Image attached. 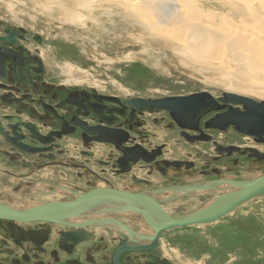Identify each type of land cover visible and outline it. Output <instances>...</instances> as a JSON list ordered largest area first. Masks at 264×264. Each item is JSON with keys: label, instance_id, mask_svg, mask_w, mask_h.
Listing matches in <instances>:
<instances>
[{"label": "flooded vegetation", "instance_id": "flooded-vegetation-1", "mask_svg": "<svg viewBox=\"0 0 264 264\" xmlns=\"http://www.w3.org/2000/svg\"><path fill=\"white\" fill-rule=\"evenodd\" d=\"M42 44L39 34L0 22L5 210L58 201L45 199L48 192L71 201L107 187L151 194L163 209L173 202L178 217L264 172V109L250 111L227 96L128 98L52 82ZM101 210L67 223L0 211V264H179L162 234L205 225L156 235L138 211Z\"/></svg>", "mask_w": 264, "mask_h": 264}, {"label": "rangeland", "instance_id": "rangeland-1", "mask_svg": "<svg viewBox=\"0 0 264 264\" xmlns=\"http://www.w3.org/2000/svg\"><path fill=\"white\" fill-rule=\"evenodd\" d=\"M44 1L0 0V22L5 27H22L30 37L36 34L42 37L41 48L49 64L47 76L52 82L64 80L65 83L68 78H75L83 81L78 84L80 88L128 98L207 92L216 97L234 93L264 101V59L254 61L252 58L253 54L260 58L263 54L264 57V52L252 51V44L258 41L254 42L249 37L253 34L264 36V0H194L214 15L212 19L202 15V19L223 27L219 30L209 28L218 34V42L211 51L215 50L195 61H188L178 54L176 48L180 47L174 40H169L170 43L175 42L174 46L169 43L165 47L162 39L149 38L147 29L129 17L131 15L123 13L118 3L117 6L114 3L95 5L91 12L96 14L97 21L88 20L82 26L65 20L68 11L79 8L74 9V5L78 6L74 0ZM171 1L162 3L166 9L164 15L177 13L176 6H181V0ZM191 8L182 11H188L190 15L195 11ZM232 29L239 33L228 32ZM170 31L168 28L169 34L174 32L178 41L183 40L181 32ZM65 65L71 68V72L60 69ZM262 174L264 172H253L249 177L253 179ZM59 196L48 192L45 199L64 201ZM172 204L166 203L165 209L174 216ZM242 204L214 224L188 226L186 231L180 232H164L161 242L172 245L167 247L168 255L179 264H264V195ZM75 218L78 217L70 219Z\"/></svg>", "mask_w": 264, "mask_h": 264}, {"label": "bare ground", "instance_id": "bare-ground-1", "mask_svg": "<svg viewBox=\"0 0 264 264\" xmlns=\"http://www.w3.org/2000/svg\"><path fill=\"white\" fill-rule=\"evenodd\" d=\"M44 1V0H43ZM49 1V0H48ZM52 1V0H51ZM244 1V0H243ZM251 1V0H250ZM47 2V1H46ZM59 2V1H58ZM57 2V4H58ZM62 2V0H61ZM173 2V0L171 1ZM242 2V1H240ZM45 3V1L43 2ZM52 3V2H51ZM50 3V4H51ZM74 4H77L78 6L74 5V9H76L77 7H79L77 10L74 11H68V13L65 16V20L69 21L71 24H81L82 26L85 25V23L89 20V21H97V17L96 14H94L93 12H91V9L95 6V5H99L101 6L103 3L106 4H119L120 8H122V12L125 14H129L133 19L139 21V24H142L141 26L143 27V29H147V32H149L150 37L149 38H159L158 41L160 39H162V46L168 47V44L170 43V41L174 40L178 46L180 47V49L178 50V54H180L183 58H186V60L191 61L199 58L201 55L205 54V55H209L211 54L213 51H211L212 47L215 46L218 42V34H216L215 32H211L209 30V28H214L219 30L220 25H215V24H211L206 22L204 19L201 18V16L205 15L207 17H211V19L213 18L212 16H214L212 14L211 11H207L206 9H203V7L199 6L197 3L194 2V0H181L179 3V8H177L176 6V11L177 13L172 12L171 15H164L163 11H166V9L164 8L165 6L162 4H166L167 2H164V0H157L156 2L153 0H74L73 1ZM97 3V4H96ZM194 3V4H193ZM244 3V2H243ZM242 3V4H243ZM255 3V2H254ZM55 4V2H54ZM53 4V5H54ZM60 4V5H59ZM58 5L61 6L62 8H66L67 10H70L69 7H67L66 5H64L63 3H59ZM174 4H176V2H174ZM173 4V5H174ZM256 4V3H255ZM56 5V4H55ZM109 5V6H110ZM245 5V4H244ZM46 6H48L46 4ZM103 6V5H102ZM171 6V5H170ZM169 6V8H171ZM246 6V5H245ZM248 6V5H247ZM252 5L250 4L249 7H251ZM52 7V6H51ZM48 7V8H51ZM60 7V8H61ZM193 7V8H191ZM224 7V6H223ZM95 8V7H94ZM99 8V7H97ZM189 8L195 10L194 12H192L189 15ZM45 9V8H44ZM55 9V8H54ZM181 9V10H180ZM187 10L188 11H182V10ZM46 10V9H45ZM64 10V9H63ZM49 12V11H48ZM55 12V10H54ZM104 12V11H103ZM102 12V13H103ZM106 12V11H105ZM171 12V11H170ZM181 12V13H180ZM44 13V12H43ZM182 13H184L185 15H183ZM106 14V13H105ZM112 14V13H111ZM163 14V15H162ZM65 15V13H64ZM163 16H165L163 18ZM224 17V16H223ZM51 18V17H50ZM217 18V17H216ZM229 18V17H228ZM100 22V21H99ZM246 23V22H245ZM167 24H170V26H167ZM228 24V23H227ZM238 24V23H237ZM230 25V24H229ZM228 25V26H229ZM79 26V25H78ZM167 26V27H165ZM242 26V25H241ZM107 27V26H106ZM168 28H171L170 32H173L174 30H177L179 32H181L180 34L183 35V40L178 41V37L175 36V34L171 33L169 34L168 32ZM223 28V27H221ZM220 28V29H221ZM236 29V28H234ZM98 30V29H97ZM176 31V32H177ZM252 31V30H251ZM146 32V31H145ZM228 32L230 33H239V31L236 30H229ZM253 34V31H252ZM258 34V32H257ZM122 35V34H121ZM144 35V34H143ZM147 35V34H145ZM144 35V36H145ZM169 35V36H168ZM240 35V34H239ZM245 35V34H244ZM255 35V34H253ZM249 36L250 39H253V41H258V43H253L252 44V51H256L257 53H263L264 52V36H260V35H255V36ZM118 36V34H117ZM140 36V35H139ZM115 37V36H114ZM136 37V35H135ZM171 39H170V38ZM120 38V37H119ZM143 38V37H142ZM137 39V38H136ZM145 40V39H144ZM154 40V39H153ZM170 40V41H169ZM140 41V39L138 40ZM143 41V40H142ZM151 40H149L150 42ZM157 41V40H156ZM155 41V42H156ZM157 41V42H158ZM148 42V41H147ZM160 42V43H161ZM174 42V43H175ZM240 42V41H239ZM144 43V42H143ZM159 43V44H160ZM172 43V42H171ZM170 43V44H171ZM174 43H172L171 45H173ZM149 44V43H148ZM158 44V43H157ZM241 44V43H240ZM150 45V44H149ZM152 45V44H151ZM150 45V46H151ZM175 45V44H174ZM173 45V46H174ZM147 46V45H146ZM153 46V45H152ZM161 46V45H159ZM157 47V46H156ZM169 47L171 48L172 46L169 45ZM146 48V47H145ZM155 48V47H154ZM163 48V47H162ZM148 49V48H147ZM156 49V48H155ZM159 49V48H158ZM174 49V48H173ZM146 50V49H145ZM162 50V49H161ZM158 51V50H157ZM174 52V50H173ZM261 58L259 56H257L256 54H253L252 58L254 61H257L259 59H264V57L262 56L263 54H260ZM178 60V59H177ZM176 61V60H175ZM179 62V60H178ZM60 69L63 70V72H71V68L69 66H62L60 67ZM75 82L74 85H78L80 83H82L83 81L75 79V78H68L67 81H65V83H72ZM85 82V81H84ZM243 87V86H242ZM240 87V88H242ZM245 88V87H243ZM243 91V90H242ZM263 176V175H262ZM261 176V177H262ZM259 177V178H261ZM137 179V178H136ZM258 179V178H256ZM255 179H252L249 182H253ZM242 183H248V182H242ZM239 183L238 185L242 184ZM222 186V185H221ZM237 186V185H236ZM241 187V186H237V189ZM102 188H106V189H110L107 187H102ZM119 190V189H118ZM122 190V189H121ZM201 193V192H200ZM207 194V193H206ZM151 195V194H150ZM147 193H143V197L146 196L148 197L150 200H152V197ZM228 195V194H227ZM225 194H223L222 196H227ZM264 195V194H263ZM220 196V197H222ZM218 197V198H220ZM77 198H79V194H77ZM198 198V197H197ZM218 200V199H217ZM191 202V201H190ZM199 202V201H198ZM197 203V202H196ZM213 202H209L206 206L204 207H209ZM243 203V202H242ZM240 205V204H239ZM238 205V206H239ZM31 206V205H30ZM37 206V205H36ZM193 206V205H192ZM127 207V206H126ZM204 209V208H203ZM14 210V209H13ZM131 210V209H130ZM202 210V209H201ZM234 210V209H233ZM232 210V211H233ZM136 211V210H135ZM164 211L171 217H175L172 216V214L170 215V213L164 209ZM171 211V210H170ZM173 212V211H172ZM171 212V213H172ZM194 213V212H192ZM190 214V213H189ZM188 214H185L184 216H187ZM226 214L221 213L220 216L218 217V219L216 221H218L221 217L225 216ZM91 217L92 216V212L90 213H84L82 215H80V217ZM183 216V215H181ZM79 217V216H78ZM180 217V216H178ZM102 219V218H101ZM147 219V218H146ZM80 220V219H79ZM99 220V219H97ZM154 220H156V218H154ZM100 221V220H99ZM96 222V221H93ZM101 223V221H100ZM149 223V222H148ZM204 224H208V223H204ZM120 225V224H119ZM149 225H151L149 223ZM193 225H200V224H193ZM191 226V225H190ZM153 232L155 231V228L151 225ZM178 228V227H176ZM174 229V228H171ZM156 234V231H155ZM160 234V233H159ZM152 238V237H151ZM166 253V252H165ZM168 253V252H167ZM166 253V254H167ZM168 255V254H167ZM171 257V256H170ZM172 258V257H171ZM182 262V261H181ZM177 263V262H176Z\"/></svg>", "mask_w": 264, "mask_h": 264}, {"label": "water", "instance_id": "water-1", "mask_svg": "<svg viewBox=\"0 0 264 264\" xmlns=\"http://www.w3.org/2000/svg\"><path fill=\"white\" fill-rule=\"evenodd\" d=\"M210 95L207 92L191 95ZM212 96V95H211ZM230 102L242 104L250 111L264 109V101L259 102L252 98L226 93ZM188 97V98H190ZM241 190L233 192L227 196H222L214 201L209 207L190 213L187 216L171 217L157 203L151 201L143 194H134L117 189L98 188L86 192L71 201H52L40 206L32 207L25 212L5 210L0 207V211L5 215L30 219H41L52 222L67 223L72 217H78L84 213L94 210L102 211L108 208L113 211L121 209L136 210L147 218V221L155 228L156 235L171 228H184L193 224H204L215 222L221 213L228 214L244 201L264 194V176L254 180L252 183H242ZM127 206V207H126ZM156 218V220H154Z\"/></svg>", "mask_w": 264, "mask_h": 264}]
</instances>
